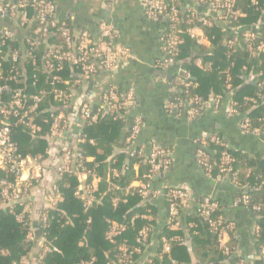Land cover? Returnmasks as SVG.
<instances>
[{
  "label": "trees",
  "instance_id": "trees-1",
  "mask_svg": "<svg viewBox=\"0 0 264 264\" xmlns=\"http://www.w3.org/2000/svg\"><path fill=\"white\" fill-rule=\"evenodd\" d=\"M17 1L2 0V3ZM253 1L234 0L232 12L235 14L226 11L208 12L207 7V12L201 13L180 8L173 29L178 38L175 55L171 56L168 52L167 56L173 57L177 69L186 72L189 78L184 79L187 86H173L168 93L166 104H181L172 110V114H185L191 108L202 112L206 103L219 98L218 109L223 108L227 99L234 104L233 108L241 114L242 119L250 122L251 127H258L264 122V52L257 51L258 43L264 41V26L259 27L260 35L252 39L248 38V34L255 31L247 28L264 17L260 12L264 8V0H255L256 6ZM26 10L30 22L23 28L15 27L27 33L20 32L17 37L13 30L14 38L5 43L0 55V106L9 105L13 90L17 88L23 90V102L41 90L46 93L38 105L39 117L35 119L36 124L42 127L39 136L32 138L23 128L15 125L13 119H6L13 139L23 153L44 155L49 147L45 139L49 124L42 122V118L47 116L43 111L60 105V101H56L51 92L53 87L65 88L58 82L54 86L53 78L57 76L60 82L68 81L69 88L77 90L73 83L81 72L77 67L71 68L68 63H63L61 70L49 72L46 62L51 58L48 55L56 49L61 51L64 41L56 29L39 26L33 8L28 7ZM203 16L210 20L209 25L201 23L200 17ZM53 19L65 23L74 31L73 42L77 46L78 36L83 30L76 32L68 20L62 19L57 9ZM162 21L168 32L174 23L167 19ZM194 28L201 30L208 46L198 44L195 37L187 32ZM98 36L91 38L98 42ZM30 43L33 44L32 51L29 50ZM14 52L18 53L16 62L11 60ZM28 52L31 55H27ZM206 64L209 66L205 67ZM14 75L16 79L10 78ZM249 76L253 77L250 82ZM92 79L86 83L85 90L88 91ZM116 89L119 94L127 91L121 87ZM98 101L96 99L93 102L98 106ZM128 120L126 122V118H120L117 114H108L98 123L86 124L82 128V135L94 142L93 145L83 143L79 146L83 166L91 175L100 178L96 190L92 192L94 201L85 208V201L73 196L77 182L71 175H64L57 181L62 201L48 211L47 223L43 228L40 224L35 226L38 233L44 234L43 245L48 248L44 253L42 249L37 252V264H136L143 257L156 224L157 212L151 204L153 198L140 197L137 193L133 194V191L128 194L122 191L130 183L139 181L141 185L147 184L151 192H154L153 183L157 179L149 178L150 167L144 157L140 160L129 156L125 137L120 142ZM144 145L141 143V146ZM207 152L210 153L208 162L212 164V178L220 173L219 158L223 152L234 159L232 173L239 186L237 190L240 197L247 195L249 198L248 210L254 215L259 228V235L255 239L260 251L264 247V157L249 158L225 145L213 143H208ZM112 169L122 170V173L114 177ZM90 177L87 182H90ZM168 191L165 190L166 193ZM113 199L117 200L116 206H113ZM169 202L170 198H165L166 209ZM253 205H257L259 210L252 211ZM189 222L196 227L185 231L181 225L172 228L173 222L169 221L159 237L156 252L139 264L168 263L169 255L163 253L162 239L170 248V256L178 264H188L191 254L195 264H238L239 260H244L242 256L234 255L239 248L234 229L228 233L225 253L217 233L204 223L198 209L194 210ZM113 223L122 225L124 230L111 240L107 236ZM140 231H146L144 238L139 236ZM28 232V225L18 223L9 211H0V264H23V258L29 259L33 242L27 238ZM186 237L191 241L190 249L185 245Z\"/></svg>",
  "mask_w": 264,
  "mask_h": 264
},
{
  "label": "built area",
  "instance_id": "built-area-1",
  "mask_svg": "<svg viewBox=\"0 0 264 264\" xmlns=\"http://www.w3.org/2000/svg\"><path fill=\"white\" fill-rule=\"evenodd\" d=\"M19 0L16 3H2L0 0V17L8 18L15 22L20 28H23L30 22L27 8L31 7L36 11V19L40 27L54 28L60 33L64 41V48L56 49L50 53L51 58L46 62V67L49 72L54 69L61 70L63 63H68L71 68L77 67L80 76L73 83L77 90L69 88L68 81L60 82L55 76L52 84L61 83L64 87H53L52 94L56 101H60V105L56 108L44 110L43 114L46 117L42 118V122L49 124V129L45 134V139L49 142V147L45 150L44 155H32L23 153L17 143L13 139V133L6 119H13L14 124L23 128L32 138L40 135L42 127L36 124V117H39L38 105L45 97L44 91H39L38 94L31 95L28 100L23 102V90L17 88L13 90L12 99L9 105L0 106V211H9L18 223H25L29 227L27 238L34 242L38 237L40 239L39 249L43 253L48 250L43 245L44 234L37 232L36 225H41L43 228L47 223L48 211L54 209L58 202L62 201V196L59 190L57 181L64 175H71L77 182L73 196L79 200H84V207H89L94 201L92 192L96 190L100 181L99 177L91 175L83 166L81 152L79 146L83 143L93 145L92 139H87L82 135L81 131L84 125H93L108 114H117L120 118H126L128 123L125 130V141L127 144L126 150H129L130 157H137L144 161L150 167L151 179H158L166 174L171 167V153L161 145L150 142L144 146L139 143V136L143 128V119L140 115L134 114V109L137 104L135 92L131 89L119 94L116 87L110 86L103 90L100 94L98 106L94 104L95 96L90 89L85 90L86 83L93 78L97 73V66L103 67L106 70L112 71L118 68L119 61L122 59L131 58L129 50L121 46L112 44V40L116 35V30L107 22L101 21L98 24V39L93 41L91 35L87 31H82L78 36V45L73 42L74 31H71L65 23L56 21V6L49 0ZM196 5L207 7L208 12H224L235 14L232 12L234 0H192ZM253 5H257V1H253ZM141 6L144 15L147 19L157 21L165 20L172 21L174 24L168 32L165 30L164 47L166 56L160 63L161 67L173 66L175 61V46L178 43L177 35L174 33V26L177 24V16L179 15L180 7L176 0H141ZM195 11V10H194ZM264 15V8L260 9ZM194 14V12H191ZM51 18L49 21H47ZM199 18V16H198ZM203 25H209L210 20L205 16L200 17ZM264 26V17L258 19L257 22L251 24L248 29H253L255 33H249L248 38L252 39L260 35L259 27ZM187 32L195 37L196 42L200 45H207L208 41L204 38L202 32L198 28L189 29ZM200 32V34H195ZM14 38L12 31L9 28H4L0 34V55L5 43ZM32 51L33 44L30 43ZM258 52H264V41L257 45ZM171 55L170 57L167 54ZM27 55H31L30 52ZM34 57V56H32ZM18 53L14 52L11 55V60L16 62ZM199 64V63H198ZM209 65L206 64L205 67ZM2 60L0 59V78L2 75ZM16 79V75L10 77ZM182 79V78H181ZM249 82L253 79L249 76ZM17 80H15L16 82ZM184 84V79H182ZM68 86V87H67ZM84 86V87H82ZM192 102V101H190ZM179 105L166 104V110L172 114V110ZM203 106V105H202ZM201 106V108H202ZM212 106L215 109L219 108V98H213L206 103V107ZM234 104H228L229 113L239 118V126L243 133L253 136H258L264 132V122L258 127H251L247 119H242L241 114L233 108ZM190 118L197 117L201 112L196 108H191L186 111ZM178 115V114H177ZM209 140V141H208ZM208 143L223 146V141L216 136H211L207 139H202L199 142V150L197 151V164L211 178L212 164L208 162L207 152ZM226 146V145H225ZM86 161L90 162L91 159ZM220 173L213 180L217 182L226 181L232 187L237 189L239 186L235 181L234 173H232V163L234 159L226 152H223L219 158ZM111 173L114 177L122 173L117 169H112ZM91 176L90 182L87 179ZM151 188L147 184L141 185V182L134 181L123 189L122 192L128 194L130 191L137 193L140 197H165L170 198L168 204V216L173 222L172 228L180 226L178 221L179 210L189 206L192 202L191 195L187 188L178 186L175 188H167L165 190H156L151 192ZM240 206L248 209L249 198L247 195L241 196ZM117 205V200L113 199V206ZM198 212L204 223L217 233L218 241L224 248L225 237L230 231H233L232 223H227L219 214L220 203L213 197H204L199 205ZM252 211H258L259 207L253 205ZM124 230L122 225L113 223L108 233V238L121 234ZM146 231H140L139 236L144 238ZM255 237L259 235V228L255 226ZM164 243L163 253L169 255L167 264H178L175 259L170 256V248ZM260 253L264 256V247H261ZM235 256H239L237 252ZM23 264H28V258H23ZM238 264H247L245 260H239Z\"/></svg>",
  "mask_w": 264,
  "mask_h": 264
},
{
  "label": "crops",
  "instance_id": "crops-1",
  "mask_svg": "<svg viewBox=\"0 0 264 264\" xmlns=\"http://www.w3.org/2000/svg\"><path fill=\"white\" fill-rule=\"evenodd\" d=\"M49 1L55 4L59 15L68 20L76 32L85 30L96 37L98 24L101 21L109 23L117 32L112 44L129 50L131 58L120 60L117 69L109 71L99 67L96 76L89 82V89L95 99H99L101 92L110 86L135 92L137 104L134 114L140 115L144 123L139 143L146 145L155 142L171 153V167L153 183V189L156 191L181 186L187 188L191 195L192 202L178 216L184 230L196 227L189 219L200 201L207 196L213 197L220 203L221 217L234 226L239 242L237 253L248 264H264L254 235L255 217L248 209L240 206L239 191L226 181L213 180L197 164L199 142L211 136L219 137L230 150L249 158H263L264 132L258 136L243 133L239 118L229 113L227 99L222 109L206 107L195 118H190L187 113L177 115L166 111L168 93L171 87L181 85L182 79L178 76L177 66H160L166 56V27L162 20L153 21L145 17L141 0ZM176 2L183 11L207 12L205 7L196 5L192 0ZM15 26L17 25L13 20L0 17V34L4 28H9L12 32L14 30L17 37L20 32L27 33ZM150 198H153L151 204L157 212L156 224L144 255L136 264L142 263L146 257L156 252L159 237L170 221L165 198ZM228 239L229 236H226L225 242ZM39 242L37 237L33 242L28 264H37ZM184 242L190 249V239L186 237ZM189 256L188 264H195L192 254Z\"/></svg>",
  "mask_w": 264,
  "mask_h": 264
},
{
  "label": "water",
  "instance_id": "water-1",
  "mask_svg": "<svg viewBox=\"0 0 264 264\" xmlns=\"http://www.w3.org/2000/svg\"><path fill=\"white\" fill-rule=\"evenodd\" d=\"M178 76L180 78H182V79H188L189 78V75L186 72H184L183 70H179L178 71ZM124 137H125V133H122V135H121V141H120L121 143L123 142Z\"/></svg>",
  "mask_w": 264,
  "mask_h": 264
},
{
  "label": "rangeland",
  "instance_id": "rangeland-1",
  "mask_svg": "<svg viewBox=\"0 0 264 264\" xmlns=\"http://www.w3.org/2000/svg\"><path fill=\"white\" fill-rule=\"evenodd\" d=\"M29 263V262H28Z\"/></svg>",
  "mask_w": 264,
  "mask_h": 264
}]
</instances>
